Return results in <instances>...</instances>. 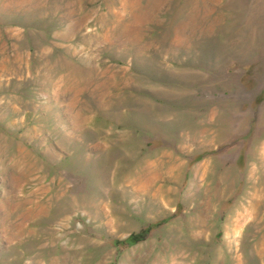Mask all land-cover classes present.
Returning <instances> with one entry per match:
<instances>
[{"label": "rangeland", "instance_id": "obj_1", "mask_svg": "<svg viewBox=\"0 0 264 264\" xmlns=\"http://www.w3.org/2000/svg\"><path fill=\"white\" fill-rule=\"evenodd\" d=\"M0 264H264V0H0Z\"/></svg>", "mask_w": 264, "mask_h": 264}, {"label": "trees", "instance_id": "obj_2", "mask_svg": "<svg viewBox=\"0 0 264 264\" xmlns=\"http://www.w3.org/2000/svg\"><path fill=\"white\" fill-rule=\"evenodd\" d=\"M144 237V233L140 232V233H133V234H130L128 235L126 238H125V241L128 242V243H133V242H136L137 240L141 239Z\"/></svg>", "mask_w": 264, "mask_h": 264}]
</instances>
